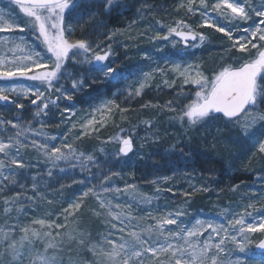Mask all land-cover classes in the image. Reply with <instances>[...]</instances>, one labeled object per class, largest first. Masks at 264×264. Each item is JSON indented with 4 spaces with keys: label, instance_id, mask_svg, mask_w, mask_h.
I'll use <instances>...</instances> for the list:
<instances>
[{
    "label": "snow or ice",
    "instance_id": "obj_1",
    "mask_svg": "<svg viewBox=\"0 0 264 264\" xmlns=\"http://www.w3.org/2000/svg\"><path fill=\"white\" fill-rule=\"evenodd\" d=\"M95 2L107 13L117 0ZM78 3L79 0H9L13 7L8 12L0 9V82H4L0 83V102H3L0 106L23 110L27 107L23 101L28 100L35 106L32 120L40 123L39 129L34 128L32 121L21 119L22 112L19 111L15 113V120L0 117V215L5 218L4 225L0 226V264H60L57 253L63 250L61 245L65 237L69 242L88 247L96 264H241L243 260L256 259L254 254L233 259V249L229 245H235L244 253L248 234L264 231V216L257 219L247 211L229 215L231 210L224 208L219 213L220 221L203 218L188 221L181 219L188 216L183 206L174 211L156 209L143 216L135 215L133 203H120L121 193L129 201L145 205L159 200L162 192H172L173 196L176 193L172 188H161V180H169L166 176L151 181L156 185L152 195L143 193L134 183H126L123 189L112 183V177L119 173L108 166L133 151L131 136L117 134L110 138L109 142L118 144L119 148L111 153L101 148L105 160L99 161L92 154L78 152L67 142V133L60 138L43 130L46 125L42 117L54 115L51 110L59 107L60 99L71 101L75 92L85 86V77L76 76L74 70H69V61L88 65L89 73L96 72L109 82L125 77L112 67L115 63L111 59L115 54L112 44L93 46L84 37L73 38L77 26L83 30L85 24L98 15L91 13L88 21H84L83 14L74 17ZM151 7L142 4L138 14L143 18L147 15L144 9ZM15 8L22 14V21L15 14ZM179 9H185L189 17L198 13L201 21L197 27L214 29L229 41L224 51L234 50L241 56L235 64L222 67L211 78L204 74L198 63L181 65L173 62L170 67L150 68L142 72L136 87L129 85L125 89L126 99L140 97L157 74L163 78L164 85L172 87L177 81L167 78L170 71L183 80V85L190 84L195 88L194 98H190L181 85L174 99L178 102L188 99L182 108L177 109L172 101L162 106L169 112L178 113L170 117L171 120L179 121L181 127H185L187 121L186 131H189L222 115L239 128L258 153L264 154V0H186L177 6ZM156 23L164 27L163 22L158 20ZM150 30L155 31L149 25L139 35L153 41L179 37L185 48H197L208 41L203 32L196 31L184 19L168 25L166 34L155 31V35L150 36L147 34ZM119 31H110L107 38L115 43L114 37ZM17 32L23 35H17ZM189 41L193 43L189 44ZM170 42L175 47L177 41ZM61 80H70L71 89L60 83ZM53 93L57 94L55 99L51 98ZM116 95L113 93V97ZM115 110H119L123 118L128 109L114 98L103 100L87 116L72 122V128L80 127L81 135L98 132ZM64 111L71 112V109L66 105ZM145 123L150 124L149 121ZM29 152H35V158L28 156ZM41 164L44 168H40ZM34 168L38 170L30 171ZM77 168L82 174L79 177L75 175ZM93 168L98 171L93 172ZM56 170L62 174V179L68 177L72 184H79L81 188L73 194L74 198L63 201L67 206L52 219V210L44 208L41 212V208L45 203H56L49 198L50 184L45 179L54 177ZM85 173L87 175H83ZM189 183L193 192L210 190L207 183L201 187ZM17 188L19 191L15 190ZM238 189L239 185H234L230 191ZM191 194L181 193L184 196ZM245 196L247 193L241 199ZM252 197L264 201V189L259 193L252 192L247 208L255 207L256 200ZM87 198L96 201L97 207L91 209L92 214L109 226L108 231L99 234L97 241H92L89 233L78 228L79 213ZM246 216L252 219L246 220ZM69 225L72 227L68 231H60L68 229ZM257 247L264 250V241ZM259 259L264 264V251Z\"/></svg>",
    "mask_w": 264,
    "mask_h": 264
},
{
    "label": "rangeland",
    "instance_id": "obj_2",
    "mask_svg": "<svg viewBox=\"0 0 264 264\" xmlns=\"http://www.w3.org/2000/svg\"><path fill=\"white\" fill-rule=\"evenodd\" d=\"M86 6L92 7L94 12H97L95 26L93 25V32L87 34L86 39H88L93 46L100 44L101 47H106L108 44H112L115 54L111 59L115 60L112 67L118 71L125 74V77L119 79V81H106L104 78L96 72H88V65L74 64L73 62H68L69 70H74L76 76L85 77V86L82 90L75 92L71 101L60 99L58 101L59 107L53 108L51 110L53 114L42 117L45 122L44 131L58 136L60 138L64 137L67 133V142L72 143L73 146L79 151H83L87 154L94 155L97 160H105V156L101 153L100 149L103 148L106 152L111 153L115 149V143H111L110 138L120 135L129 136L132 133H142L136 142V149L122 159L119 157L113 160L108 166L112 171L119 173V175L112 177V183L119 186L121 189L124 188L126 183H132L128 180L126 174L123 173V169L126 166L134 167L138 162L148 154L149 149L158 150V147H154L153 143L156 142V135H159V143L162 141L169 143L167 144V149L165 152L171 150L190 152L192 150V144L202 147L205 152L211 153H222L228 158H236V165L239 168L240 165L249 168L250 172L253 173L252 179L254 180L251 185L247 188V197L245 199H240L239 203H224L220 202L218 198L211 196V191L207 192H193L190 186V181L195 184L196 187H201V185L207 183L208 181L202 180L199 176L197 165L198 161L189 160L185 161L184 158L178 155L175 158L173 164L169 161L165 163L168 167L165 169L164 174H159L146 181L141 186H137L143 193L152 195L155 193L156 185L152 184L151 181L158 180L162 177H169L167 182L161 180V188H172L176 193L173 196L172 192H162L160 194L159 200H154L151 205L136 204L129 201L126 196L122 193L120 194V203L127 205L128 203H133L132 212L135 215L143 216L149 210L155 211L167 210L174 211L178 207L183 206L188 212L187 217H181V219L192 221L195 218L203 219H214L220 221L221 217L219 213L221 209H230L229 215L232 212L242 213L250 212L252 217L257 219L264 216V201L257 200L256 197H252V200H256L254 208H247L246 206L250 203L248 197L252 196V192L259 193L260 190L264 189V154H260L252 147V142L247 141L243 134L240 132L239 128L235 126L234 123L223 121L219 119H210L204 124L197 125L195 128L186 131L187 121L184 122L185 127H181V123L176 120H171L170 117L177 115L178 113L169 112L162 106L169 101L173 102V105L180 109L183 104L188 103V99H184L182 102H178L174 99L177 93L183 85V80L179 79L172 72H167V78L169 80L175 79L177 82L172 86L168 87L164 85L163 78L157 74L156 78L151 82L149 87H146L140 97H135L131 100L126 99L127 92L125 89L131 85L133 88L137 86V82L142 78V72L148 71L153 67H170L173 62L179 63L181 65H186L188 63H198L201 70L206 76L211 78L215 72H218L222 67L235 64L237 59L241 56L240 53H236L234 50L231 52H225L224 49L228 47L229 41L226 37L221 36V34L216 33L214 29L210 28H199L197 24L201 21L200 15L197 13L189 17L185 9L177 10V6L186 0H176L173 18L159 20L163 22L164 27H161L156 23L157 19L151 17V12L148 9H144L147 15L143 18L138 14V9L141 8L142 4L146 3V0H127L125 3V9L128 11V15L124 18L121 14L117 19L118 27L116 30H120L114 37L115 43L109 40L108 34L110 31L114 30L111 27L106 26L104 23L99 22L100 18L107 20V13L102 12L100 6L95 2V0H87ZM120 0H117V3ZM83 0H79V4H82ZM116 3V4H117ZM13 6H10L8 2L0 0V9L8 12ZM15 14L23 20V16L19 13V9H14ZM120 13V11H119ZM121 17V18H120ZM127 20L124 22L123 20ZM178 19H184L188 24L198 31L203 32L207 37L208 41L201 45L200 47L185 48V44L179 40V37H170L171 40L177 41L175 47H173L170 41H153L146 39L144 36H140L139 33L144 32L149 25L152 26L155 31L161 34H166L168 30V25H174L175 21ZM135 21V23H133ZM251 23V21L249 22ZM155 31H148V35H155ZM17 35H23L21 33H16ZM76 31L73 38L76 37ZM133 37V39H129ZM31 40V36H28ZM193 42L189 41V44ZM157 48L160 50L158 51ZM146 57H151L147 59ZM95 79V82H93ZM4 83V82H0ZM60 83L64 84L66 88L71 89V81L61 80ZM183 90L187 93L188 97L194 98L195 88L188 84L183 85ZM113 93H117L113 97ZM56 93L52 94V99H55ZM115 99L118 104L127 108V112L123 113V118L119 110H115L114 114L111 116L109 121L103 128H100L98 132H92L90 135H81L82 129L80 127L72 128V122H77L83 117L91 113L92 109L99 105L103 100ZM27 107L23 110H17L14 106H5L0 108V117L5 120H15V113L22 112L21 119L24 121H32V126L39 129L40 123L38 121H33L32 112L35 106L31 105L28 100L23 101ZM69 106L71 112L64 111L65 106ZM144 105H148L145 107ZM74 112L75 115H71ZM98 115V114H97ZM135 116L141 118L135 122ZM69 117V119H64ZM63 120V122H61ZM145 121H149L150 124H146ZM71 129V131H69ZM123 129L124 133H122ZM255 130V129H254ZM76 136H80V139H75ZM158 139V137H157ZM165 144V143H164ZM163 144V145H164ZM173 144V145H172ZM161 145V146H163ZM172 145V146H171ZM135 147V144H134ZM182 149V150H181ZM255 153V154H254ZM28 156L35 158V152H29ZM65 166V165H62ZM68 167V166H65ZM40 168H44L41 164ZM38 169H31L30 171L35 172ZM71 171V170H70ZM93 172L98 171V169L93 168ZM75 175L79 177L81 174L79 168L75 169ZM83 175H87L86 173ZM62 174L56 170V175L52 178L45 177L49 180L50 187L47 189L49 198L56 201L52 205L44 204L41 208L43 212L44 208H49L52 210V219H55L56 214L60 212L62 207H66L67 204L64 200L74 198V191H78L81 188L79 184H72L70 178H61ZM65 185L62 189L61 186ZM73 189V193H69V190ZM19 191V189H15ZM63 192V196L61 195ZM183 192L192 193L190 196L181 195ZM11 195V193H6ZM115 196V194H113ZM187 201V204H185ZM97 207L96 201L93 198H87L85 200L84 206L79 213L80 221L78 228L90 234L92 241L99 240V234L104 233L109 230V226L102 222V218L94 216L91 209ZM31 211V210H29ZM252 217H247L246 220H251ZM62 222V218H61ZM226 223V221H223ZM72 226L69 225L68 229H61L60 231L66 232ZM175 227V226H169ZM19 235V233H17ZM207 233H205V236ZM249 242L246 245L245 252L241 253L236 249L235 245H229L232 251V257L249 256L253 254L256 259L254 263L249 260H243L241 264H262L259 259L260 254L256 255L254 248L258 243L259 236L264 235V231H258L255 233H249ZM43 247L42 245H38ZM62 251L57 253L60 258V264H96V258L93 256L92 252L88 250V247L82 246L75 241L69 242L67 237L64 238V243L61 245ZM51 251V250H50Z\"/></svg>",
    "mask_w": 264,
    "mask_h": 264
},
{
    "label": "trees",
    "instance_id": "obj_3",
    "mask_svg": "<svg viewBox=\"0 0 264 264\" xmlns=\"http://www.w3.org/2000/svg\"><path fill=\"white\" fill-rule=\"evenodd\" d=\"M126 1L127 0L118 1V3L109 12H107V20L104 22V19L100 18L99 22L104 23L106 26L108 25V27H111V29L113 28L114 30H116L118 27H115L114 25H117V19L119 18L118 14H121L123 18L128 15V11H126L125 9ZM87 2V0H83L82 4L78 5L77 10L73 13L74 17L76 15L83 14L84 21H88V17L91 13L98 12H94L92 10V7L86 6ZM146 3L152 5L151 8H147V13L150 11L152 14L151 17L157 20L173 18L171 16H173L175 4H177L176 0H146ZM101 11L104 12L103 10ZM96 19L97 18L95 17L92 22L86 23L83 30H81V28L77 26L76 37H86L87 34L92 33L94 30L93 25L95 24ZM123 21L126 22L127 20L124 19ZM140 119L141 118L135 116V122ZM139 134L135 132L129 135L133 140L134 149H136V142L138 138L141 137H138ZM156 136L158 137V139L156 137V142L153 143V145L155 148L158 147V150L154 151V149H149L147 151L148 154L142 159V161L138 162V164H136L134 167L126 166L123 169V173L127 175L128 180L138 186L143 185L144 183H146V181L158 176L159 174L163 175L165 169L168 168L165 166V163L169 161L173 164L175 158H177L178 155L184 158L185 161H188L190 158V160L199 162V164L197 165V168L199 170L197 174L201 176L202 180L208 181L210 183L209 188L211 191V196L218 198L220 202L239 203L238 201L241 199V196L246 193L247 188L254 181L252 179L253 173L250 172L249 168H246L242 165H240L239 168L237 167L236 158H228L225 154L222 153L217 154L211 153L210 151L205 152L202 147L194 145L195 143L191 145L193 148L190 152H183L182 155L181 151L178 150L165 152V149L168 148V140H170L171 137L170 139H166L167 142L162 141L161 144H158L160 141L159 137L161 136ZM114 147L118 150L119 145L115 144ZM122 159H124V157H122ZM234 185H239V189L236 192L230 191L231 187ZM72 190L73 189L69 190L70 194L73 193ZM246 197L247 196H245V198ZM4 223L5 218L0 215V226H3ZM262 239H264V235L259 236L258 243ZM255 254L259 255L256 251ZM249 261L251 263H254V261Z\"/></svg>",
    "mask_w": 264,
    "mask_h": 264
},
{
    "label": "water",
    "instance_id": "obj_4",
    "mask_svg": "<svg viewBox=\"0 0 264 264\" xmlns=\"http://www.w3.org/2000/svg\"><path fill=\"white\" fill-rule=\"evenodd\" d=\"M4 1H6V2L9 3V0H4ZM0 105H3V102H0ZM0 107H3V106H0ZM220 117H221L222 119H224L225 121H227V118L222 117V115H221ZM263 241H264V240H263ZM256 250L259 251V252L264 251V250L259 249L257 246H256Z\"/></svg>",
    "mask_w": 264,
    "mask_h": 264
}]
</instances>
